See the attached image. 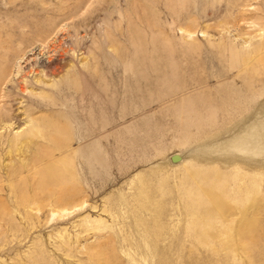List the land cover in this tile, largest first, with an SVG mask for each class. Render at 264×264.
I'll list each match as a JSON object with an SVG mask.
<instances>
[{
    "label": "rangeland",
    "instance_id": "374dc122",
    "mask_svg": "<svg viewBox=\"0 0 264 264\" xmlns=\"http://www.w3.org/2000/svg\"><path fill=\"white\" fill-rule=\"evenodd\" d=\"M262 107L264 0H0V264H264Z\"/></svg>",
    "mask_w": 264,
    "mask_h": 264
},
{
    "label": "bare ground",
    "instance_id": "6f19581e",
    "mask_svg": "<svg viewBox=\"0 0 264 264\" xmlns=\"http://www.w3.org/2000/svg\"><path fill=\"white\" fill-rule=\"evenodd\" d=\"M260 112L264 114V107L260 109ZM90 116H91L90 123L92 122V124H94L93 121L95 120H93L94 119L93 113ZM216 148L220 149L223 153L232 151L233 153H236V155L240 154L242 157H244V159H247L250 162H256V161L264 162V119L261 117V119L254 120V122L251 125L242 128L241 130H239V133L232 136L230 139H227L226 141H224V143H221V145H218V147ZM53 170L54 168L52 169L51 173L52 172L54 173L55 170L54 171ZM43 177L45 178V176Z\"/></svg>",
    "mask_w": 264,
    "mask_h": 264
}]
</instances>
